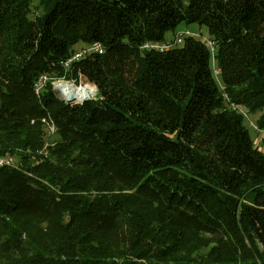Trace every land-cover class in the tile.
Instances as JSON below:
<instances>
[{
	"label": "trees",
	"instance_id": "obj_1",
	"mask_svg": "<svg viewBox=\"0 0 264 264\" xmlns=\"http://www.w3.org/2000/svg\"><path fill=\"white\" fill-rule=\"evenodd\" d=\"M181 23L214 52L142 48ZM81 76L69 111L52 80ZM232 104L264 127V0H0V264H264V150Z\"/></svg>",
	"mask_w": 264,
	"mask_h": 264
},
{
	"label": "built area",
	"instance_id": "obj_2",
	"mask_svg": "<svg viewBox=\"0 0 264 264\" xmlns=\"http://www.w3.org/2000/svg\"><path fill=\"white\" fill-rule=\"evenodd\" d=\"M188 36H193L196 38H202L209 45L211 51L214 52V45H215L214 42L211 39H209L208 37L203 36L201 29H199L197 31H192L190 29L178 30L174 34V37L171 40H169V41L167 40V41H163V42H146L142 46V48L153 49L156 51H166V50H169L173 47L182 45L185 41V38ZM93 52L102 54L105 52V47L103 46V44L101 42H92V43L84 44L78 50H76V52L73 54V56L71 58H68L67 60L62 61L61 64H62L63 68H65L67 70L70 67L72 61L79 60L84 55L89 54V53H93ZM219 71L220 70H217V71H215V73L218 74ZM83 78H84V76H81L80 81ZM51 79H52V77H50V75L46 74V73L41 74L37 78V80L34 83V91L38 96L42 93L44 87L46 86L48 81H50ZM64 80H65L64 78H54L52 81H53V86H55V88L54 87L53 88L58 90V92L60 93L59 96L64 101V104H66L65 99L67 97L68 91H64V90L60 89L59 85L61 83H67L65 81H70V80H65V81ZM71 82H74V81H71ZM68 84H71V83H68ZM220 85H221V89L224 88V85L221 82H220ZM223 96L226 99H228L227 94L225 92H223ZM87 100H89V98ZM84 101H86V100H84ZM83 102H78L77 104L83 103ZM68 105H70V103H68ZM74 105H76V104H74ZM74 105H72V106H74ZM231 107L233 109H236L237 112L240 113L244 117V119H246L244 121H245L247 127L249 129H252L257 134L258 138H256L255 141L256 142H259L261 140L264 141V137L261 139V136H264V127L260 126V124L257 121H253L250 118V115L248 114L247 111H244L243 109H237L236 105H234V104H232ZM42 120L45 123L46 132H47L48 136L50 137V141H51L54 133L57 130L56 124L53 121V119L51 118V116L44 117ZM49 143L50 142L48 141L45 144V148L47 147V145ZM10 162L11 161L9 158L0 157V165L10 164Z\"/></svg>",
	"mask_w": 264,
	"mask_h": 264
},
{
	"label": "rangeland",
	"instance_id": "obj_3",
	"mask_svg": "<svg viewBox=\"0 0 264 264\" xmlns=\"http://www.w3.org/2000/svg\"><path fill=\"white\" fill-rule=\"evenodd\" d=\"M185 28H190V30H192V31H197V30L201 29L200 27H198V26L195 25V24H190V25H188V27H187L186 24L181 23V24L177 27V29H176L175 31H171V32L167 33L166 37H167L168 41L171 40V39L174 37V34H175L178 30H183V29H185ZM201 30H202V35L205 36V37H207V31H206L205 29H201ZM80 46H81V45H78L77 48L79 49ZM217 70H219V68H217L216 66H214V74H215V76L218 78L219 82H221V80H220V78H219V77H220V71H219L218 74L215 73V71H217ZM64 81H65V80H64ZM87 81H88V80H87ZM65 82H67V83H71L70 85H75V86L81 84V81H79V83H78V82H77V83H76V82H71V81H65ZM88 82L91 83V84H93V85L96 87V91L94 92L93 95H90V97H89V99H90V98L95 97V95H96L97 92H98V89H97L96 84H94V83H92V82H90V81H88ZM54 88H55V86H54ZM54 88H53V89H54ZM54 91H55V94H56L57 99L60 101V102L58 101L59 104L62 105V106H63L64 108H66L67 110L71 111V110H73V109L76 107V105H78V104H76V105H74V106H72V105H68V102H67V101H66V104H64V101H63V100L61 99V97L59 96L60 93L58 92V90L54 89ZM79 104H80V103H79ZM248 114L250 115V118H251L253 121H256L257 118H258L259 115H260V114L251 115L250 113H248ZM243 118H244V117H243ZM244 120H246V119H244ZM244 124H246L245 121H244ZM249 132H250L252 138L254 139V142L259 146L260 149L264 150V141L261 140V141H259V142H256L255 139L258 138L257 134H256L252 129H249ZM263 137H264V136H261V139H262ZM44 148H45V147H44ZM0 157H3V156H0ZM7 158H9L11 162H10V164H6V165H13V166L18 165V161H19V159H18V156H17V155L10 154V155H8Z\"/></svg>",
	"mask_w": 264,
	"mask_h": 264
},
{
	"label": "bare ground",
	"instance_id": "obj_4",
	"mask_svg": "<svg viewBox=\"0 0 264 264\" xmlns=\"http://www.w3.org/2000/svg\"><path fill=\"white\" fill-rule=\"evenodd\" d=\"M59 88L64 91H68L65 100L70 103V105H74L78 102H83L84 100H87L90 95H93L96 91V87L93 84L89 83L85 77L81 80L80 85L75 86L70 85L68 83H61L59 85ZM70 95H72V100L70 98Z\"/></svg>",
	"mask_w": 264,
	"mask_h": 264
},
{
	"label": "water",
	"instance_id": "obj_5",
	"mask_svg": "<svg viewBox=\"0 0 264 264\" xmlns=\"http://www.w3.org/2000/svg\"><path fill=\"white\" fill-rule=\"evenodd\" d=\"M70 98H71V100H72V95H70ZM68 99H69V98H68ZM71 100H70V101H71Z\"/></svg>",
	"mask_w": 264,
	"mask_h": 264
},
{
	"label": "crops",
	"instance_id": "obj_6",
	"mask_svg": "<svg viewBox=\"0 0 264 264\" xmlns=\"http://www.w3.org/2000/svg\"><path fill=\"white\" fill-rule=\"evenodd\" d=\"M188 27V26H187ZM185 29H190V28H185Z\"/></svg>",
	"mask_w": 264,
	"mask_h": 264
}]
</instances>
